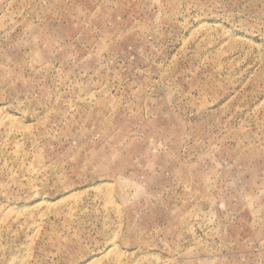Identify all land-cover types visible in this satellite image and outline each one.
<instances>
[{
  "label": "rangeland",
  "instance_id": "1",
  "mask_svg": "<svg viewBox=\"0 0 264 264\" xmlns=\"http://www.w3.org/2000/svg\"><path fill=\"white\" fill-rule=\"evenodd\" d=\"M0 264H264V0H0Z\"/></svg>",
  "mask_w": 264,
  "mask_h": 264
}]
</instances>
